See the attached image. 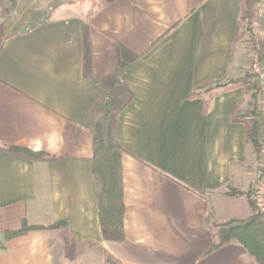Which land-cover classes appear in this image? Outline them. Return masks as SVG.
<instances>
[{
	"label": "crops",
	"instance_id": "obj_1",
	"mask_svg": "<svg viewBox=\"0 0 264 264\" xmlns=\"http://www.w3.org/2000/svg\"><path fill=\"white\" fill-rule=\"evenodd\" d=\"M21 1L0 4V20H40L0 27V264H257L236 242L202 256L208 216L233 217L225 190L245 194L260 176L247 169L257 161L246 139L252 93H219L208 112L190 98L252 72L254 29L236 42L242 0H108L50 14ZM106 93L114 107L133 94L112 120ZM105 141L125 150L120 239L99 217L92 164ZM24 221L67 226L7 240Z\"/></svg>",
	"mask_w": 264,
	"mask_h": 264
},
{
	"label": "trees",
	"instance_id": "obj_2",
	"mask_svg": "<svg viewBox=\"0 0 264 264\" xmlns=\"http://www.w3.org/2000/svg\"><path fill=\"white\" fill-rule=\"evenodd\" d=\"M250 13V0H242L240 18L241 31L238 34L236 42L242 39L245 34V28H248ZM257 63L258 61L255 59L254 73H246L241 78L227 80L224 83H220L222 77L210 80L199 91L192 92L190 98H204L205 111L208 112L214 97L219 93L236 88H243L245 93H252V97L257 99V102L259 101V107L254 111V122L252 127L246 132V139L248 144L252 141L255 144L258 153L257 170L260 173L257 180H262L264 178V149L262 145L264 143V115L260 110V100L264 91V68H260ZM132 97L133 94H130L119 107H114L111 94L106 93L104 98L106 117L112 120L118 116ZM2 149L32 161L51 162L61 160L47 152H36L22 147L7 146ZM124 153V148L116 141L101 142L95 150L92 164V171L97 185L100 222L103 229L117 239L122 238L124 234L125 205L122 184V157ZM247 196L252 206V213L248 216L232 217L223 222L210 225L213 242L202 256H207L225 245L236 242L246 249L257 264H264V203L260 204L249 193H247ZM206 222L209 225V216ZM61 226H67V223L59 222L46 227L29 225L24 221L20 229L6 231L5 236L7 240H11L33 230L56 229Z\"/></svg>",
	"mask_w": 264,
	"mask_h": 264
},
{
	"label": "rangeland",
	"instance_id": "obj_3",
	"mask_svg": "<svg viewBox=\"0 0 264 264\" xmlns=\"http://www.w3.org/2000/svg\"><path fill=\"white\" fill-rule=\"evenodd\" d=\"M8 1L10 0H0V4L1 6L5 3V5H8ZM108 0H36L35 1V10L39 11H44V10H48L49 14L52 11H55L56 9L61 8L63 5L66 7H70V8H74L76 7L78 10L80 9L81 11H91L94 10L96 7L101 6L102 4H104L105 2H107ZM32 2H34V0H24L21 1V6L20 8H25L28 7L32 8L33 10V4H31ZM251 2V13H250V20H249V25L247 26L248 28H245V34L246 35V31L253 28L254 29V35L251 38V43L249 44L250 47H253L255 50L256 46L258 45L260 51H258V53H256V57L254 58V61L252 62V72L249 73H254V65H255V59L256 61H258V66L261 68V64L264 61V41L260 38L259 34H257V29H256V33H255V19L257 18V15L255 14V8L258 6L257 4V0H250ZM19 4V5H20ZM18 5V4H17ZM0 6V8H1ZM40 20H15V19H11V18H7L4 20H0V27L5 26H16L18 25V27L23 28L24 26H27L28 24L33 25L35 22H38ZM26 23V24H25ZM22 24V25H21ZM244 36L242 38H244ZM263 68V67H262ZM248 73V72H247ZM225 81H220V83H224ZM264 93V91H263ZM259 102V101H258ZM257 102V99L252 98V105H251V109L249 111V114H251L253 116L254 111L256 110L257 107H259V103ZM254 103V104H253ZM250 149L252 151H254L255 153V157L258 160V153L256 151V147L255 144L252 142H250ZM263 145V149H264V143H262ZM247 169H248V174H260L259 172L256 171V167L258 166V162L256 161L255 167L250 165L249 166V161L247 162ZM254 190V191H252ZM226 192H228V196H230L233 200H235L232 203L235 204H229L228 206V210H227V214L229 216H233V217H244L246 215H250V213H252V206L251 203L249 201V198L247 196V193L250 194V196L252 198H254L255 200H258V202L260 204L264 203V180H256L254 179V182L251 183V186L249 188V190L244 194L242 192H238L237 189L235 188H228V190H225ZM250 191H252L250 193ZM219 196H215V198H218ZM220 200H224V198H226V195L220 196ZM228 200V199H227ZM228 216V217H229ZM215 222L212 218L211 215H209V223H211V225H213Z\"/></svg>",
	"mask_w": 264,
	"mask_h": 264
},
{
	"label": "built area",
	"instance_id": "obj_4",
	"mask_svg": "<svg viewBox=\"0 0 264 264\" xmlns=\"http://www.w3.org/2000/svg\"><path fill=\"white\" fill-rule=\"evenodd\" d=\"M258 6L254 9L257 15L255 19V26L257 29V34H259L260 38L264 41V0H257ZM261 67L264 68V61L261 64ZM260 110L264 115V93L260 100Z\"/></svg>",
	"mask_w": 264,
	"mask_h": 264
}]
</instances>
